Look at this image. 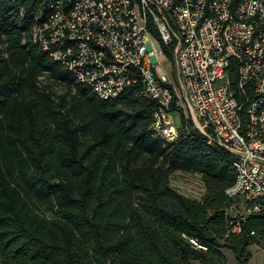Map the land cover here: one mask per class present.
I'll return each instance as SVG.
<instances>
[{"label":"trees","instance_id":"trees-1","mask_svg":"<svg viewBox=\"0 0 264 264\" xmlns=\"http://www.w3.org/2000/svg\"><path fill=\"white\" fill-rule=\"evenodd\" d=\"M48 3L0 0V264H227L224 249L250 264L264 200L230 232L231 153L189 125L174 142L154 136L140 83L105 100L76 82L32 39ZM175 173L199 176L201 195L180 193Z\"/></svg>","mask_w":264,"mask_h":264},{"label":"built area","instance_id":"built-area-1","mask_svg":"<svg viewBox=\"0 0 264 264\" xmlns=\"http://www.w3.org/2000/svg\"><path fill=\"white\" fill-rule=\"evenodd\" d=\"M48 8L32 39L76 82L105 100L140 83L157 105L154 136L174 142L189 125L231 153L225 194L236 199L230 232H238L264 200V0H49ZM154 33L172 46L175 78Z\"/></svg>","mask_w":264,"mask_h":264},{"label":"rangeland","instance_id":"rangeland-1","mask_svg":"<svg viewBox=\"0 0 264 264\" xmlns=\"http://www.w3.org/2000/svg\"><path fill=\"white\" fill-rule=\"evenodd\" d=\"M164 66L167 69L168 73L175 78V67L173 61L170 59L164 58ZM40 85H46L51 88L56 94H60L64 91V85L52 77H48L46 74L40 76ZM172 185L182 194L191 197H198L203 192V185L200 180V177L194 174H183L175 173L172 177ZM47 216L50 213L46 214ZM253 258L251 262H258L262 254H264V247L252 246L250 248ZM227 257V264H236L235 259L231 252L227 249L223 250ZM191 264H199L198 262H192Z\"/></svg>","mask_w":264,"mask_h":264},{"label":"crops","instance_id":"crops-1","mask_svg":"<svg viewBox=\"0 0 264 264\" xmlns=\"http://www.w3.org/2000/svg\"><path fill=\"white\" fill-rule=\"evenodd\" d=\"M252 246H256V245H252ZM252 246H250V248L252 247ZM256 247H258V246H256ZM232 254V253H231ZM226 255V254H225ZM262 255H264V254H262ZM252 258H253V255H252V257H251V259H250V264H260L261 263V259H262V257H261V259L258 261V262H251V260H252Z\"/></svg>","mask_w":264,"mask_h":264}]
</instances>
